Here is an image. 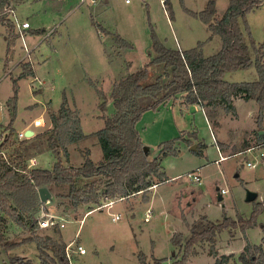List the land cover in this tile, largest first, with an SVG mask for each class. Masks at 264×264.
Segmentation results:
<instances>
[{"label": "rangeland", "instance_id": "obj_1", "mask_svg": "<svg viewBox=\"0 0 264 264\" xmlns=\"http://www.w3.org/2000/svg\"><path fill=\"white\" fill-rule=\"evenodd\" d=\"M230 1L215 0L213 23L224 16ZM208 3L209 0H166L164 8L161 0H24L8 13L16 24L15 31L0 16L1 126L8 133L13 128L12 156L20 144L28 163L34 158L37 166L52 168L58 156L49 138L52 125L47 107L58 110L67 101L79 110L87 137L71 144L69 157L62 154L61 159L66 165L79 166L85 161L84 151L90 149V157L100 161L104 153L95 132L105 126L104 114L115 112L111 96L115 81L148 68L150 75L145 82L149 83L163 71L161 64L152 63L154 39L181 50L201 44L204 56L222 49V36L214 33L199 15ZM23 20L29 21V28L19 27L18 22ZM238 24L254 59L251 42H264V1L239 16ZM116 33L129 44L118 46ZM22 62H30L34 73H23ZM259 77L255 64L224 76L229 81H255ZM103 101L106 110L101 108ZM12 104L16 108L14 119L9 109ZM196 104L177 98L159 109L146 110L137 123L149 159L159 154L161 142L180 136L188 138L196 132L191 145L178 139V153L162 158L168 180L149 191L118 200L111 207L94 210L82 225L80 221L90 207L69 208L54 193L43 206L46 212L63 220L58 225L40 227L37 233L67 244H83L87 253L75 252L71 264H141V253L146 255L148 264H153L155 258L170 262L180 254L173 237L179 232L188 235L195 220L207 216L213 221L225 217L248 221L255 213L254 225L223 229L218 232L215 245L219 255L233 254L229 264H242L239 255L247 243L264 248V144L254 151L234 155L264 143L257 133H264V111L260 114L253 98H236L235 112H227L221 105L206 108L205 112ZM38 117L43 118V124L34 123ZM26 129L34 134L19 139L18 133ZM200 142L202 152L196 153ZM218 145L224 155L231 157L216 162L220 156ZM249 160L256 165L249 166ZM197 169L201 182L188 177L189 171ZM222 188L227 191L222 193ZM248 191L258 193L257 198L247 200ZM259 202L263 207L254 212ZM148 208L153 209V214L146 221ZM116 213L121 218L114 221L112 215ZM1 230L11 242H21L31 234V229L24 230L13 220L0 226ZM210 247L209 242H200L186 264H213L217 256ZM17 255L37 264L40 261L33 241L8 251L0 245V264H12L11 257Z\"/></svg>", "mask_w": 264, "mask_h": 264}, {"label": "trees", "instance_id": "obj_2", "mask_svg": "<svg viewBox=\"0 0 264 264\" xmlns=\"http://www.w3.org/2000/svg\"><path fill=\"white\" fill-rule=\"evenodd\" d=\"M264 0H231L224 16L216 23L215 0H209L200 17L209 23L214 33L223 39L222 49L213 55L204 56L201 44L189 50L173 49L154 39L155 56L152 63L163 66L162 73L155 81L146 83L150 71L141 68L129 73L126 77L115 81L111 96L114 100L115 112L104 114L105 126L96 134L102 144L103 158L96 162L90 157V149L85 150V161L79 165H66L62 154L69 157V146L87 137L80 124L77 108H72L67 101L58 110L47 107L51 121L48 129L52 148L58 160L52 168L35 166L28 168V159L22 146L18 144L16 154L8 159L0 155V226L13 220L24 230L31 229V234L21 242H11L4 230L0 231V245L7 251L23 243L33 241L37 245L38 264H69L66 256V245L50 235L41 236L36 216L42 202L38 188L47 186L52 193L62 199L69 208L80 205L90 210L102 206L105 202L124 199L149 191L151 186L169 179L162 166V158L168 154L178 153L177 140H186L189 145L196 132L188 136L169 139L159 145V154L149 159L145 144L138 130L137 123L143 113L149 109H159L171 100L182 98L186 104L200 101L203 106L221 105L227 112H235L236 98L255 99L259 104L260 114L264 111V42H251L255 58L245 42L244 31L238 24V17L259 7ZM24 0H0V16L15 31L16 24L9 17L16 5ZM118 46H126L129 42L119 33L114 34ZM23 63V62H22ZM256 65L259 79L255 81H229L224 78L229 71L249 68ZM23 73H34L30 62H24ZM30 66V67H28ZM101 108L106 110L103 101ZM12 119L15 117V105L10 106ZM2 125V123H1ZM9 138L4 146L13 144V128L9 130ZM259 134V141L264 140V133ZM264 142V141H263ZM196 153L202 152L203 144ZM261 204V205H259ZM263 203H258L254 212L261 210ZM256 223L255 213L245 221L243 218L225 217L222 221H213L207 216L195 220L190 226L188 235L179 232L173 237L174 245L180 254L168 261L167 258H155L153 264H186L196 251L200 242H209L210 251L217 256L213 264H229L233 254L219 255L216 248L218 232L223 229H246ZM264 241V237H263ZM141 264H148L146 255L139 254ZM242 264H264V248L262 245L247 243L240 253ZM12 264H37L31 258L12 256Z\"/></svg>", "mask_w": 264, "mask_h": 264}, {"label": "built area", "instance_id": "obj_3", "mask_svg": "<svg viewBox=\"0 0 264 264\" xmlns=\"http://www.w3.org/2000/svg\"><path fill=\"white\" fill-rule=\"evenodd\" d=\"M95 1V0H93ZM130 0H126V2H129ZM162 4H163V7L165 8L166 7V0H161ZM18 25L19 27L22 29H26V28H29L30 27V23L28 20H23L22 22H18ZM201 106V109H203V111L205 110V107L203 106V103L200 101V104ZM206 112V111H205ZM35 124L37 125H40V124H43V118L41 117H38L35 119L34 121ZM26 130L25 131H20V133H18V138L19 139H23L25 137H28L26 135ZM9 138V133L2 128L1 126V121H0V155L6 159H8V157L12 156L14 154V150L12 149V144L8 145V146H4L5 145V142L8 140ZM264 143H259L257 144L256 146H250L248 147L246 150L244 151H241V152H238L234 155H237V154H242V153H245V152H251V151H254L255 149H259L260 147H262ZM219 149V158H217L215 161L216 162H221L231 156H228V155H224L222 150L220 149V147H218ZM261 156H264V152L261 153ZM38 163L37 161L34 159V158H31L29 163H28V168H32V167H35L37 166ZM248 165L249 166H255V162L249 160L248 161ZM188 177H190L191 179H193L194 181H197V182H201L202 181V177H201V173L200 171L197 169V170H192V171H189L188 172ZM158 184H154L153 186H151L150 188H153L155 186H157ZM227 190L222 188L221 189V192L224 193L226 192ZM142 191H139L138 193H141ZM136 193H134L135 195ZM124 199V197L118 199V200H122ZM118 200H113V201H108V202H105L104 204H102V206H97L91 210H88L85 214V217L80 221V224L82 225L85 221V218L94 210H97V209H102V208H105V207H111L115 202H117ZM49 201L45 202V204H47ZM44 205V203L42 204V206ZM153 214V209L152 208H148L147 211H146V216H145V220L148 221L150 220L151 218V215ZM58 215L56 214H52V213H49V212H46L45 211V208L43 206V209L41 210V213L38 214L36 216L37 220H38V223H39V226L42 227V228H47V227H50V226H54V225H58L60 223V220H63L62 217H59ZM121 218V214L119 213H116V214H113L112 215V220L116 221V220H119ZM62 227H64V224L63 222L60 224ZM79 253V254H85L87 253V249L84 248L83 245L81 244H78V245H75V241H70L67 245H66V256L69 260V264L72 263V259L74 257V253Z\"/></svg>", "mask_w": 264, "mask_h": 264}, {"label": "water", "instance_id": "obj_4", "mask_svg": "<svg viewBox=\"0 0 264 264\" xmlns=\"http://www.w3.org/2000/svg\"><path fill=\"white\" fill-rule=\"evenodd\" d=\"M2 119H3V114H2V112L0 113V121L2 122ZM27 133H26V135L27 136H31V135H33L34 134V132H33V130H31V129H28L27 131H26ZM263 132H260V134H262ZM196 145V144H195ZM194 144L192 145V148L193 149H195L196 148V146H195ZM146 148V147H145ZM146 151H147V148H146ZM39 190H38V192H39V196H40V199H41V202L42 203H45V202H47V201H50L51 200V198L53 197V193H52V191L46 186H42V187H40V188H38ZM257 196H258V193H256V192H254V191H248V193H247V200H254V199H256L257 198ZM222 195L221 194H219V199L220 200H222ZM175 254V253H174Z\"/></svg>", "mask_w": 264, "mask_h": 264}, {"label": "crops", "instance_id": "obj_5", "mask_svg": "<svg viewBox=\"0 0 264 264\" xmlns=\"http://www.w3.org/2000/svg\"><path fill=\"white\" fill-rule=\"evenodd\" d=\"M127 3H129V2H127ZM131 3V2H130ZM121 35V34H120ZM197 106L199 105V104H196ZM200 106V105H199ZM205 107V111H206V108L208 109V108H210L209 106H204ZM1 113V112H0ZM28 129H26V131H27ZM218 147H219V145H218ZM93 212V211H92ZM91 212V213H92ZM83 245V244H82ZM84 246V245H83Z\"/></svg>", "mask_w": 264, "mask_h": 264}]
</instances>
